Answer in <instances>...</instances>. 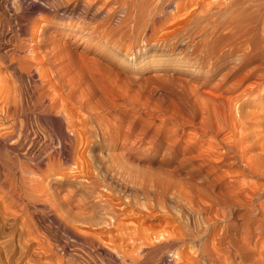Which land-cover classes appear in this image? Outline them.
Segmentation results:
<instances>
[{
    "label": "rangeland",
    "instance_id": "1",
    "mask_svg": "<svg viewBox=\"0 0 264 264\" xmlns=\"http://www.w3.org/2000/svg\"><path fill=\"white\" fill-rule=\"evenodd\" d=\"M104 1L0 0V99H4L0 106L15 105L20 93L27 101V95L46 85L44 91L54 88L59 93L60 102L48 114L31 115L32 150L28 145L9 149L10 139L2 137L9 121L0 111V152L18 157L19 181V162L30 164L25 175L38 189L29 218L36 239L46 231L52 239L54 250L46 260L50 264H59L61 258L64 264H264V231L257 232L258 223H251L257 217L249 205L236 214L237 228L230 234L224 229L230 221L224 201L229 178L221 168L220 157L226 152L215 141L225 134L228 97H234V106L253 99L257 93L240 94L255 77L241 84L246 72L211 68L219 63L216 57L194 52L190 26L184 21L193 8L190 3L179 9L175 4L165 6L156 36L175 30L177 34L155 45V39L123 40L126 31L135 29L133 20L126 16L124 26H117V17H106L114 1L106 6ZM74 5V14L64 15V9ZM148 9L146 22L154 14L152 7ZM136 12L130 10L133 16ZM232 65L230 60L228 66ZM39 79L45 80L43 85ZM49 86L51 90L46 89ZM1 93L8 94L7 99ZM259 105L246 108L259 112L256 120L263 130L264 101ZM39 203L55 207L62 222L53 218L51 210L44 213ZM104 203H111L109 214L102 209L95 224L84 222L91 209ZM61 209H65L62 214ZM110 220L113 223L108 225ZM123 249L129 254L126 258L120 254Z\"/></svg>",
    "mask_w": 264,
    "mask_h": 264
},
{
    "label": "bare ground",
    "instance_id": "2",
    "mask_svg": "<svg viewBox=\"0 0 264 264\" xmlns=\"http://www.w3.org/2000/svg\"><path fill=\"white\" fill-rule=\"evenodd\" d=\"M52 1H54L55 4L62 2V0H52ZM113 1L115 3L114 4L115 7L113 6L114 8H110L108 11H106V15H107L106 17L108 19H111L112 17L113 18L117 17L118 18L117 19V23H118L117 26L123 27L124 23H126L125 17L127 16L128 19L133 20V24L135 25L134 26L135 29L131 27V29H129L128 31L125 32V35L123 36V38H124L123 40L135 41L139 37H140V40L146 39V41L148 39H155V42H154L155 45H159L161 41H164V39H172V38H174V35L177 34V30H175L171 33H166L164 35L162 34L160 36H156V32H157L156 25L158 24V22L161 21L162 16L165 17V15H164L165 14L164 13L165 6L175 4V8L179 9L183 5L190 3L191 5H193V8L190 10V12L188 11L189 13L187 14V19L184 20L185 18L183 17L184 18L183 20L185 21L186 26H190V29H188L189 30L188 37L193 40L194 52L198 55H201V52H203L205 58H215L216 57V60H218L219 63L214 64L213 66H211V68L228 69L230 72H246V75L242 78L243 80L241 81V84L243 82H246L249 78H251V76L255 77V80L252 81L251 84H249V86H247L248 85L247 84L246 87L244 88V90L242 91V93L240 94V95L246 96V95H251L253 93H257L256 94L257 96L255 95L253 99H250V101L247 100L248 102H245V104H243L241 102L238 105L236 104L234 106L232 103L234 100V97H228V102L225 105V125L222 128L223 131L225 132V134H223V138L221 139V141L218 142L217 141L218 138L215 139V141H216V145L218 147L224 149V151L226 152V154H222L220 157L223 161L221 168H222V171L224 173V176H227L229 178L228 183L226 184V187H225V190L227 192L226 193L227 198H225V200L223 199L226 202L227 207L229 208L228 209L229 212L226 215L230 221L229 222L227 221L228 223L225 224V228H224L226 233L230 234L233 229H235L239 226L238 218L236 217V214L239 213V211L241 209H243L244 206H248V205L250 208L249 210L253 213V215L255 217H257L255 219H252L251 223H255V222L258 223V228L256 229L257 232L264 231V181H261V180H264V128H263V130H260L262 123L257 122V120H256L259 112H256L252 109L246 108V106H250L253 104H256V106H258L261 101H264V0H135V1L134 0H119V1L118 0H105L102 3H103V5L106 6L110 3H112ZM64 2H65V0H64ZM88 3H90V2L88 1ZM149 7H150V9L152 7V9L154 10V12H153L154 14L146 22L145 12L149 10L148 9ZM75 8H76L75 5L73 7L69 6V7L65 8L64 9V15H66V14L67 15H73ZM102 8H104V7H102ZM130 10H133V11L137 10L136 15L133 16L130 13ZM185 14H186V12H185ZM176 21H178V20H176ZM174 23H175V21H174ZM140 26L141 27L143 26V27L141 28ZM138 29H139V31H138ZM33 30H32V28L29 29L30 35H32ZM42 30H43V28H42ZM92 30H94V29H92ZM40 31L41 30H39V32ZM35 32H37V31L35 30ZM37 34H38V32H37ZM104 35H107V33H104ZM27 39L28 38H26L25 40H27ZM37 40H38V38H37ZM21 42H23V41H21ZM25 42L26 41H24V43ZM38 42L39 41H37V43ZM4 43H2V44H4ZM34 43L35 42H33V44ZM152 44H153V42H152ZM174 44H175V42H174ZM23 45H25V44H22V46ZM26 45L28 46V44H26ZM27 46H26V48H28ZM131 46H132V44H131ZM7 47L8 46H6V48ZM20 49H19V51H20ZM23 50L26 51L25 48ZM30 50H29V52H30ZM44 51H47V50H43V52ZM126 51H128V50H126ZM31 53H29V55H31ZM27 54H28V52H27ZM226 57H230V58L227 59ZM33 58H34V56H33ZM30 60H32V58L29 59V63H30ZM34 60H35V58H34ZM230 60L232 62H234V65L228 66V64L230 63ZM0 64H1V62H0ZM31 64H34V63H31ZM24 65H22V66H24ZM3 66H4V64H3ZM22 66H20V68ZM27 67H30V66H27ZM37 68H38V66H37ZM25 69H27V68H25ZM25 69L22 68V70H25ZM22 70L20 69V71H22ZM29 70H30V68H29ZM41 70H42V67H41ZM132 70L135 71V68H132ZM58 72H59V70H58ZM36 73H37V71H36ZM41 73L39 71V73H37V75L39 74L38 76L41 77L42 76ZM25 77H26V75H25ZM53 77H54V75H53ZM36 78H37V76H36ZM57 79H56V81H57ZM24 81H22V82H24ZM40 81H41L42 85L45 82V80H43V79H41ZM53 81H55V80H53ZM2 84H3V82H2ZM2 84H0V85L2 86ZM222 84H223V82H222ZM19 85H21V84H19ZM46 86H43V89H45ZM50 86H51V84H50ZM50 86H49V88H46V89L51 90ZM18 87L16 89H18ZM28 87H29V85H28ZM35 88L36 87H34V89ZM2 89H4V88L2 87ZM43 89L37 88L36 89L37 92L32 93V94H30V93H31V91H33V89L28 91L30 95H27V97L29 96L27 101L22 99V93H20L21 98L15 105H9L5 102L4 106H0V111H2L4 113L5 118L7 119V121H9L8 130L7 131L5 130L6 131L4 133L5 136H2V137H4L5 139L6 138L10 139L11 142L9 143L8 147L11 151H13L14 149H16L18 147H23L24 145H28L27 146L28 149H31V146H32L31 140L33 139V138L31 139V134H32V130H33L32 127L35 124V123L33 124L34 120L32 119L31 115H33V113H35V114L38 113L40 115L41 114H48L50 109L55 107L56 104L58 102H60L58 100L59 93H57L56 90H54V88L49 93L44 91ZM56 89H58V88L56 87ZM4 90H3V92H4ZM6 91H7V88H6ZM0 92H1V90H0ZM28 92H27V94H28ZM5 94L4 95L2 94V95L5 96V98H6L8 94L7 95H5ZM17 95H19V92L17 93ZM198 95H199V97H201L200 94H198ZM62 99L63 98H61L60 100H62ZM201 99H203V98L201 97ZM240 99H241V97H240ZM1 100H4L3 97H2V99H0V104H1V102H3ZM57 100H58V102H56ZM198 100L200 101V99H198ZM201 101L204 102L203 100H201ZM214 101H215V99H214ZM236 101H237V99H236ZM220 103H222V102H220ZM257 103H258V105H257ZM63 106L65 107L64 104H63ZM64 107H62V108H64ZM214 107H212V108H214ZM259 107H260V105H259ZM54 109H57V111H58V108H54ZM52 111H54V110H52ZM57 111H55V112L57 113ZM218 112H219V110H218ZM220 113H218V114H220ZM4 116H3V118H4ZM18 117H21L20 121L17 120ZM40 123H42V121H40ZM1 144H2V142H1ZM209 146L215 147V146H213L212 143H210ZM7 152H9V151H7ZM30 152H32V151H30ZM18 153H20V152H18ZM23 153H25V152H23ZM47 153H48V151H47ZM17 155H19V154H17ZM32 156H33V154L31 155V158H32ZM16 158L18 159V157H16ZM16 158L13 157V155L10 156L9 154H6V152L5 153L0 152V264H50V262L48 260H46V258H49V252H52L54 250V247H53L54 245L52 244V239L50 236L47 235V231L44 232L40 237H37V239H36L34 234H33L32 226H31V222H30V218H29L31 215V208H32L33 204H36V201H35L36 195L34 196V192L36 190L38 192L37 186L35 184H33L31 182V180L28 179L25 175L26 172H27L26 174L30 173V170H29L30 164H26V163L23 164L22 162L21 163L19 162V164H21L20 167H21V175H22L21 181H19L18 177H17V172L15 171V167H16L17 162H18ZM28 160H30V159L28 158ZM28 160H27V162H28ZM31 161H32V159H31ZM233 164H236V167H233ZM48 168L49 167H46L45 169L48 170ZM250 176H256L257 179L250 180L249 179ZM58 179H62V177L58 178ZM91 181H92V179H91ZM81 185L82 184H80V186ZM92 188H94V187L92 186ZM189 195L191 196V194H189ZM182 197H184L183 194H182ZM44 198H47V197H44ZM187 199H188V196H187ZM199 199H200V197H199ZM78 200H81V199H78ZM192 200L193 199H191L190 201L192 202ZM188 201H189V199H188ZM43 202H44V200H43ZM81 202H82V200H81ZM75 203H78V202H75ZM110 204L111 203H104L103 207L99 206V207H95L94 209H91L92 211H90V213H88V216L85 218L84 222L95 224L96 222H94V221H96V219H98L100 217V214H101L100 211L102 209H104V214L110 213L109 210H107L108 208H111ZM38 205H41L44 207V209H43L44 213L46 212V213L50 214V210H51V213L53 214V218L60 221V219H59L60 217H58L56 215L57 209L55 207H53V209H52L50 207V205H47L45 203H39ZM189 205H190V207H192L191 206L192 204H189ZM121 207H123V206H121ZM193 207H192V209H193ZM232 207H233V209H232ZM46 208L49 210L47 211ZM70 208H72V207H70ZM64 210L65 209H63V211ZM87 210H89V209H87ZM194 210H196V209H194ZM216 210H218V209H216ZM63 211L61 209L60 213L62 214ZM112 211H114V209H112ZM218 211H217V213H218ZM78 212L80 214L82 211L81 212L78 211ZM60 213H59V215H60ZM68 213H70V212H68V210H67L66 214L70 215V217H71V213L70 214H68ZM75 213H77V212H75ZM217 213H216V216H218ZM114 216H116V215H114ZM81 217H82V215L80 216V218ZM83 218H84V216H83ZM66 219H68V218L66 217L65 221H66ZM70 219L71 218H69V220ZM73 219H71V220H73ZM76 219H78V217L75 218V220ZM75 220H73V221L76 222ZM80 220L78 219V221H80ZM78 221H77V223H78ZM60 222H62V221H60ZM111 222L113 223V221L110 220L107 222V224L109 225V224H111ZM111 226H113V225H111ZM122 227H123V229L126 228L125 223H123V222H122ZM67 230H68V228H67ZM103 230L104 229H102V232H103ZM136 234H137V232H136ZM102 235L104 236V234H102ZM103 236H100V237H103ZM115 237H114V239H115ZM126 237H128V236H126ZM144 237H142V238H144ZM103 240L104 239H102V241ZM132 240H133V238H132ZM105 242H107V241H105ZM36 243H38V244L36 245ZM113 243H115V242H113ZM99 246H97V247H99ZM101 251H102V249H101ZM116 251H117V249H116ZM139 251H138V253H139ZM122 253H123V257L125 256V258L129 256L126 249H123L120 254H122ZM136 255H137V253H136ZM118 257H120V255ZM139 257L141 258V256H139ZM66 258L68 259V257H66ZM133 258H135V256ZM136 258H137V256H136ZM64 260H65V258H64ZM129 260H131V259H129ZM135 260L138 261V258ZM125 261H126V259H125ZM128 261H127V263H128ZM59 264H64L62 258L60 259ZM129 264H132V263L129 262Z\"/></svg>",
    "mask_w": 264,
    "mask_h": 264
}]
</instances>
